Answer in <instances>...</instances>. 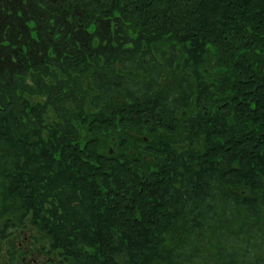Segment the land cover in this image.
<instances>
[{"label":"trees","instance_id":"trees-1","mask_svg":"<svg viewBox=\"0 0 264 264\" xmlns=\"http://www.w3.org/2000/svg\"><path fill=\"white\" fill-rule=\"evenodd\" d=\"M0 204L64 264H264V0H0Z\"/></svg>","mask_w":264,"mask_h":264},{"label":"rangeland","instance_id":"rangeland-1","mask_svg":"<svg viewBox=\"0 0 264 264\" xmlns=\"http://www.w3.org/2000/svg\"><path fill=\"white\" fill-rule=\"evenodd\" d=\"M213 2L209 4L212 7ZM163 45L156 46V49H161ZM215 62L210 60L209 72H216ZM164 79V78H163ZM39 101V100H35ZM44 101V100H43ZM82 128V144L86 145L90 138H95L97 141L106 142L103 136L96 138L91 134L87 127ZM120 130V129H119ZM125 131L124 129H122ZM123 133L122 131H120ZM128 137L134 138L138 143H145L148 137L146 136L145 130H131L125 133ZM106 152L111 155L117 153L116 144L117 140L114 137L107 140ZM104 146V145H103ZM2 206L0 204V212ZM20 215L2 216L0 217V264H64L63 259L59 258L57 252H53L48 244L47 239L45 240L44 235L39 232L35 225L30 222V216L24 218V224L20 223Z\"/></svg>","mask_w":264,"mask_h":264}]
</instances>
